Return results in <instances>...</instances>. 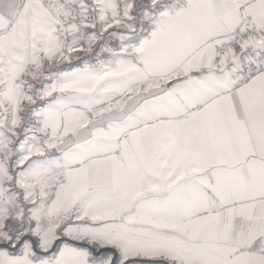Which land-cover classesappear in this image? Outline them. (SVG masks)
Listing matches in <instances>:
<instances>
[{"label":"snow or ice","instance_id":"obj_1","mask_svg":"<svg viewBox=\"0 0 264 264\" xmlns=\"http://www.w3.org/2000/svg\"><path fill=\"white\" fill-rule=\"evenodd\" d=\"M0 264H264V0H0Z\"/></svg>","mask_w":264,"mask_h":264}]
</instances>
